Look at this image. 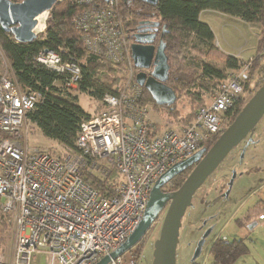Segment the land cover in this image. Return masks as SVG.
<instances>
[{"label":"built area","instance_id":"2783aa9c","mask_svg":"<svg viewBox=\"0 0 264 264\" xmlns=\"http://www.w3.org/2000/svg\"><path fill=\"white\" fill-rule=\"evenodd\" d=\"M79 2L84 10L74 20L86 52L124 75L119 89L102 97L103 109L81 122L74 146L60 153L28 146V114L40 96L0 77V232L14 236L0 264H96L119 249L139 226L154 183L220 135L245 92L250 60L219 84L190 124L158 131L135 81L152 67H134L118 0ZM36 61L68 89L81 81L79 60L62 47L42 48Z\"/></svg>","mask_w":264,"mask_h":264},{"label":"trees","instance_id":"16d2710c","mask_svg":"<svg viewBox=\"0 0 264 264\" xmlns=\"http://www.w3.org/2000/svg\"><path fill=\"white\" fill-rule=\"evenodd\" d=\"M118 9L126 18V30L132 39L139 19L152 18L164 26L161 40L169 64L166 85L175 91L178 99L183 93L192 95L190 112L183 118L179 117L183 124L187 125L193 120L195 108L205 105L200 95L212 93L243 63L218 50L211 28L199 20L201 12L216 11L245 23L259 25L256 51L242 85L250 98L264 83V0H158L154 6L139 0H118ZM83 10L84 6L79 0L57 1L48 11L43 32L29 43L17 42L10 33L0 28V51L10 69L12 80L21 91L30 90L40 96L34 112L28 114V120L44 137L67 148L74 146L81 122L91 117L78 104L77 93H86L100 102L105 94L115 92L122 79L116 67L98 62L86 52L82 33L74 20ZM59 47L66 49L80 62L82 78L76 88H66L61 77L36 61L37 53L42 48L56 51ZM187 47L194 52L190 60L183 56V50ZM213 62H219L222 66L218 67ZM102 75H106L110 81H101ZM254 78L258 82L251 89ZM248 98H242L235 105L229 123L240 113ZM140 103L148 104L153 110L168 111V117L173 119L171 121L179 119L175 104L159 107L143 88ZM155 126L159 131L160 127ZM218 136L212 137L205 147L210 148ZM193 167L175 175L163 186V190H177ZM263 214L264 207L257 205L234 222L238 227H247L250 217ZM207 252L212 257L211 264H234L248 252V248L242 239L227 240L218 236L211 242Z\"/></svg>","mask_w":264,"mask_h":264},{"label":"rangeland","instance_id":"374dc122","mask_svg":"<svg viewBox=\"0 0 264 264\" xmlns=\"http://www.w3.org/2000/svg\"><path fill=\"white\" fill-rule=\"evenodd\" d=\"M48 16V12L43 14L45 20ZM204 16L206 18L205 14ZM228 18L229 17H222L221 20L223 24L214 25V36L216 41L219 42L221 50L228 53V55L236 54L240 59H242V55L250 56L254 54L253 47L257 41V33L255 31L251 32V29L259 32V25L241 22L237 19L229 20ZM206 20L208 21V18H206ZM224 40L228 43H225ZM216 46L218 47V44H216ZM193 55L194 52L190 51L189 47L183 50V56L187 60H190ZM248 60H251V58L241 60V62H243L241 65L248 64ZM82 62L83 60H81V63ZM214 65H216V63ZM218 66L221 67L222 64L219 63ZM248 67H250V65ZM118 74L119 76L124 75L123 73ZM1 76H11V74L7 62L0 51V77ZM106 77V75H102L100 76V80L104 81L105 79L110 81V79ZM257 82L258 79L256 78L252 80L251 89L255 88ZM119 87L120 83L118 82L117 89H119ZM209 94L211 93L204 92L203 95H200L205 104L208 103ZM181 95L179 99L176 97L177 102L175 103V110L179 114L178 118H183V116L190 112V108L192 107V95L190 93L187 95L183 93ZM247 96V92H245L243 98H248ZM77 97L78 104L90 116L95 115L103 109L101 102L96 101L92 96L90 97L86 93H77ZM197 108L193 111L194 116ZM167 114L168 111L151 110L150 120L154 124L158 123L157 126L160 127L158 128L160 132L170 127L181 128L186 126L182 123L180 118L177 121H171L173 119L168 117ZM261 122H264V115L256 124L255 130H257L259 126H264ZM27 130V143L29 147L60 153L62 146L44 137L32 122L27 126ZM261 133L262 132H259L257 134L256 132L259 136ZM253 134V131H250L249 135L242 139L240 144L231 150L226 158L212 174L206 178L205 182L192 196L181 218V226L178 230L174 255L175 264H211L212 257L208 255L207 250L214 238L219 235L218 233L223 231L224 234L221 235L222 238L233 239L232 231L236 226L234 225V221H230V218L234 216V209L241 202L243 203L246 197L236 198L238 184L240 180L246 179L244 171L252 167L253 164H257L255 161L258 157L254 159L252 153L255 146L248 143ZM262 139L263 137L260 138V140ZM259 150L260 148H257V153H259ZM242 173L243 176L240 177ZM233 176L234 178H232ZM163 191H165V189ZM244 191L243 188V195ZM166 210L167 206L160 212L157 220L153 222L142 239L131 250L125 252L123 256H121V264H153V248L159 237ZM208 230H210L209 234L203 238ZM13 240L14 236L11 229L0 232V251L7 254V256H10ZM201 240L203 241L201 251L198 257L193 259L196 247ZM37 259L39 262H42L41 257Z\"/></svg>","mask_w":264,"mask_h":264},{"label":"water","instance_id":"95a60500","mask_svg":"<svg viewBox=\"0 0 264 264\" xmlns=\"http://www.w3.org/2000/svg\"><path fill=\"white\" fill-rule=\"evenodd\" d=\"M59 0H0V28L10 33L19 43H29L37 38L34 32L37 17L51 10ZM140 2L156 5L158 0H139ZM153 26H156L153 24ZM146 31H140L133 38L131 58L138 69L152 67L149 76L139 73L135 77L137 85L145 89L155 105L172 106L176 102V93L166 85L169 73L168 59L165 55V45L162 40L157 47L151 41H142ZM153 38V35H148ZM264 115V83L254 92L241 109L240 113L218 136L210 148H203L191 157L175 164L154 183L149 193L144 216L125 243L109 256L103 257L96 264H108L111 259L123 256L131 250L146 234L160 212L167 206L162 221L159 237L154 244L153 264H175L174 255L177 244L178 230L181 218L194 193L205 182L206 178L219 166L231 150L238 146L242 139L254 129ZM194 166L183 184L173 192H164L166 185L175 175ZM234 178V176L232 177ZM210 230L203 236L205 238ZM203 241L196 247L193 259L197 258Z\"/></svg>","mask_w":264,"mask_h":264},{"label":"crops","instance_id":"0c3cea01","mask_svg":"<svg viewBox=\"0 0 264 264\" xmlns=\"http://www.w3.org/2000/svg\"><path fill=\"white\" fill-rule=\"evenodd\" d=\"M204 14L206 15V18H208V21L206 20ZM222 17H229L228 19H237L241 21L238 18L231 17L228 15H224L222 13L216 12V11H210L206 10L200 13L199 20L205 24H207L212 32L213 35H215V24H223ZM243 22V21H241ZM257 33V40H258V33L256 30H252L251 32ZM214 42L215 45L218 44V50L231 57L238 58L239 60L243 59H249L252 58L256 51L257 41L254 49V54L252 55H242V59L239 58L238 55H228V53H225L221 50L220 44L218 41H216L214 36ZM225 43H228L226 40H224ZM216 62H213L215 64ZM219 65V62L216 63V66ZM219 67V66H218ZM10 70V69H9ZM11 74V72H10ZM12 80V76H7ZM158 123H156L157 125ZM262 125H264V122H261ZM253 135L250 137L248 143L251 145L253 144L254 149L252 150L254 159L258 157L255 161L257 164H253L252 167L248 168L246 171H244V175L246 177L245 180H240L238 184V191L236 193V198H242L245 197V201L240 203L235 209H234V216L230 218V221H234L235 219L241 218L247 211L251 210L255 206H261L264 207V126H259L257 130L254 129ZM259 132H262L261 135L256 134ZM249 135V134H248ZM247 135V136H248ZM263 137L262 140L260 138ZM257 148H260L259 153H257ZM243 176V173L240 174V177ZM249 179V180H248ZM243 188H244V195H243ZM264 215V214H263ZM261 215H255L250 217L248 220L247 227H238L236 222H234V225L236 228L232 231V240H243L248 248V252L241 256L234 264H264V220H259V217ZM259 221L258 224H256V221ZM225 230V229H224ZM221 237L223 231L218 233ZM217 236V237H218ZM222 238V237H221ZM215 239V238H214ZM227 240H231L228 238H223ZM208 253V252H207ZM209 255V254H208Z\"/></svg>","mask_w":264,"mask_h":264},{"label":"flooded vegetation","instance_id":"af4514ba","mask_svg":"<svg viewBox=\"0 0 264 264\" xmlns=\"http://www.w3.org/2000/svg\"><path fill=\"white\" fill-rule=\"evenodd\" d=\"M153 24L156 25V26H153ZM140 31H146V33H144L145 35L141 38L142 41H151V39H152L151 44L153 46L157 47L158 42L161 40V37L164 34L165 28H164L163 25H161V23L159 21H155L152 18L148 19V20L139 19V22H138L137 29L135 31L134 37ZM148 35H153L154 37L151 38Z\"/></svg>","mask_w":264,"mask_h":264},{"label":"bare ground","instance_id":"6f19581e","mask_svg":"<svg viewBox=\"0 0 264 264\" xmlns=\"http://www.w3.org/2000/svg\"><path fill=\"white\" fill-rule=\"evenodd\" d=\"M44 14V13H43ZM43 14H41V15H39L38 17H37V26L35 27V29H34V31L36 32V33H40L43 29H44V21H45V19L43 18ZM44 19V20H43Z\"/></svg>","mask_w":264,"mask_h":264},{"label":"clouds","instance_id":"9594fccd","mask_svg":"<svg viewBox=\"0 0 264 264\" xmlns=\"http://www.w3.org/2000/svg\"><path fill=\"white\" fill-rule=\"evenodd\" d=\"M245 93V92H244ZM230 125V124H229Z\"/></svg>","mask_w":264,"mask_h":264}]
</instances>
